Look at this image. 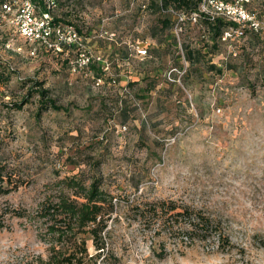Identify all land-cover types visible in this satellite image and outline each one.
<instances>
[{"label": "rangeland", "instance_id": "rangeland-1", "mask_svg": "<svg viewBox=\"0 0 264 264\" xmlns=\"http://www.w3.org/2000/svg\"><path fill=\"white\" fill-rule=\"evenodd\" d=\"M155 1L85 0L91 34L114 32L131 48L129 68L110 71L117 83L96 85L0 41V72L11 75L0 83V164L11 179L0 191V264L48 258L60 239L40 206L64 187L85 193L63 183L72 177L100 180L115 205H106L100 256L81 232L86 264H264V27L233 37V54L222 44L211 62L197 57L191 66L185 46H202L206 25L186 22L179 44L157 52L151 34H162L165 15ZM243 1L264 26V0ZM35 82L67 110L40 114L38 93L15 108ZM171 201L214 217L231 244L216 229L188 233L186 217L166 214Z\"/></svg>", "mask_w": 264, "mask_h": 264}, {"label": "trees", "instance_id": "trees-1", "mask_svg": "<svg viewBox=\"0 0 264 264\" xmlns=\"http://www.w3.org/2000/svg\"><path fill=\"white\" fill-rule=\"evenodd\" d=\"M202 0H157L155 5L158 10L165 15L161 19L160 30L162 34L153 32L152 37L156 38L159 42L166 43V50L173 44L178 43L176 36L170 31L172 28V17L169 13H165V9L173 6L177 9L184 10L187 13H193L199 11ZM207 27L208 37H204L206 40L200 47H192L190 44L185 46V59L188 60L193 66L198 57L207 62L212 61V57L220 52L219 49L223 41L224 32L227 30L230 22L222 17H216L211 19L206 14H201L200 21ZM88 21L84 23L87 27V35L90 34L91 28L88 27ZM233 24H236L233 22ZM169 30L170 33H166ZM100 39V38H99ZM2 41V40H0ZM4 42V41H2ZM179 44V43H178ZM104 55L108 60L112 62V58L109 59L105 53L98 51ZM124 58H129V54L123 51ZM112 57V56H111ZM211 70L216 69L214 63H209ZM97 74L102 73V67L100 64H94L92 66ZM219 72H223V68H218ZM11 79V75L6 73L5 70L0 72V83H8ZM111 83H117V79L108 75ZM106 83V81H105ZM104 83V84H105ZM34 93L39 94L41 109L39 113L48 109L67 110L57 104V100L50 97V90L44 87L41 82H35L33 87L28 91V95L22 98L21 101L15 102L13 106L17 109H21L26 103L29 102L31 96ZM11 183L10 177H6L5 167L0 164V191L6 192L5 186ZM68 187L79 186L85 193H70V189L64 187L61 194L57 199L47 198L44 204H41V215L46 218L47 226L50 234L60 241L53 240L51 246V253L47 259H41L39 264H86L85 258L89 256L88 245L86 239L81 236V232L89 234L93 240V244L100 256L106 249V241L104 234L107 233L109 227V221L112 216L107 206L114 208L113 199L107 195L101 189L100 180H94L89 185H86L84 181L76 179V177L67 178L63 182ZM72 190V189H71ZM165 207L166 202H162ZM170 206L166 211V214L170 212L171 216H184L187 218V232L194 234H202L207 236L213 229L219 233V237L223 240V243L227 245L231 244L230 238L226 235L222 228L221 223L214 217L207 214L202 209L195 208L191 205H185L184 207L178 205L176 201H171ZM158 206H155L154 211L158 212ZM196 236V235H195Z\"/></svg>", "mask_w": 264, "mask_h": 264}, {"label": "built area", "instance_id": "built-area-1", "mask_svg": "<svg viewBox=\"0 0 264 264\" xmlns=\"http://www.w3.org/2000/svg\"><path fill=\"white\" fill-rule=\"evenodd\" d=\"M164 11L174 16V34L179 42L186 22L198 23L201 14L226 19L230 25L223 41L232 54L233 37L241 38L247 29L260 31L264 27L243 0H202L199 11L190 14L173 6ZM89 14L85 0H0V40L6 49L24 52L32 59H48L57 69L92 76L100 86L110 75L112 63L89 44L91 35H87L84 25ZM106 35L114 38L116 33L102 29L94 38ZM137 52L141 56L148 53L141 40H137ZM94 64L101 65L100 75L92 68Z\"/></svg>", "mask_w": 264, "mask_h": 264}, {"label": "crops", "instance_id": "crops-1", "mask_svg": "<svg viewBox=\"0 0 264 264\" xmlns=\"http://www.w3.org/2000/svg\"><path fill=\"white\" fill-rule=\"evenodd\" d=\"M89 20V19H88ZM87 20V21H88ZM107 20V19H106ZM91 40L89 41V44L91 45V47L95 50V51H100L105 53V55H110L112 56V68H117V69H128L129 68V64L127 62V58H124L123 55V51L127 52L129 55L132 53L131 48H125L123 47V41L119 42V41H115L113 38H111L109 35H106L104 38L103 37H95L94 35L91 34ZM152 39L155 40V49L157 50V52L163 50L164 48H166V43L165 42H159L156 38L152 37ZM106 39V40H104ZM157 55V54H156ZM126 82V80L122 79V83ZM125 84V83H123ZM162 93V92H161Z\"/></svg>", "mask_w": 264, "mask_h": 264}]
</instances>
